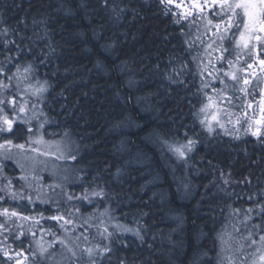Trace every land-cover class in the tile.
I'll list each match as a JSON object with an SVG mask.
<instances>
[{"label": "trees", "instance_id": "1", "mask_svg": "<svg viewBox=\"0 0 264 264\" xmlns=\"http://www.w3.org/2000/svg\"><path fill=\"white\" fill-rule=\"evenodd\" d=\"M113 7L122 10L118 19ZM5 27H19L30 37L26 43L32 52L22 63L30 61L36 69L31 82L47 81L51 87L37 103L43 128L35 122H14L7 135L8 153H34L31 145L39 134L41 140L60 144L67 156H54L52 169L75 172L63 183L56 173L42 172L39 163L24 171L18 154L6 159L0 151V189H5L0 192V211L19 213L10 219L0 216L5 224L0 228V264H86L79 241L87 236L93 245L108 243L97 234L104 227L116 233V239L102 264H118L121 258L127 264H228L223 257L235 254L248 263V239L241 237L264 232V225L252 227L261 223L259 207L248 213L252 219L246 227L240 221L264 190V124L259 136L252 135L250 119H239L248 124L228 126L213 136L202 130L197 112L213 86L198 69L206 42L203 28L201 32L195 25H181L159 0H110L107 5L105 0H0V30ZM170 57L176 67L177 57L187 66L185 84L179 88L165 79L171 72ZM0 61L16 72L3 55ZM204 80L207 88H202ZM15 85L13 79L8 95L18 105L24 100ZM250 109L242 106L241 114L254 117L258 108ZM17 112L7 106L11 120ZM185 133L196 141L186 164L164 143L186 144ZM9 180L12 185L6 188ZM96 184L106 196L83 201L85 187L90 192ZM69 195L74 197L70 201ZM105 209L111 219L101 215ZM234 209L238 211L230 215ZM59 215L72 223L62 228L63 220L50 219ZM108 220L139 229L144 242L118 232ZM225 226L234 239L224 234ZM55 235L74 248L79 261L60 243L49 241L47 236L53 240ZM42 240L48 245L43 254ZM240 261L235 264H246Z\"/></svg>", "mask_w": 264, "mask_h": 264}, {"label": "snow or ice", "instance_id": "2", "mask_svg": "<svg viewBox=\"0 0 264 264\" xmlns=\"http://www.w3.org/2000/svg\"><path fill=\"white\" fill-rule=\"evenodd\" d=\"M110 0H105V4H109ZM159 2L167 8L168 5L174 3V0H159ZM207 3V0H206ZM212 5L215 8H218V11H215L213 14L214 16H218L220 18L219 22L214 25L217 32L215 33L216 39L220 41V44L216 46V48L213 49V51H219L221 55L219 57H214L218 62L227 61L229 65V71H226L223 73V76L230 79L234 83L229 85L224 82L223 79H221V84L224 85L223 88H214L213 91L216 93V100L219 101H227L228 104H231L232 100L239 99V97H234L232 95H227L226 90L231 89L233 93L239 91L240 93H243L245 96L249 95V85L252 84L253 78L256 79V85L251 89L252 94L255 93L256 89H260V101L259 107H260V114H261V120L256 121L257 124L261 123V121H264V87H261L262 84H264V80L259 79L256 77L254 65H259L260 71L262 74H264V58H259V54L256 53V58L253 59L251 62H247L246 68H235L233 61L229 59L228 57L224 56L223 54L225 52H229L232 43L235 44L236 48H243L248 49V55H253V50L256 48V44L264 45V36L260 35L261 33H264V0H212ZM176 7H180L179 4L176 5ZM193 7H199L197 4H193ZM113 14L118 19L120 15L122 14L121 11H117L116 7L112 8ZM186 18V17H185ZM21 24H24V21L21 20ZM207 24L212 25L213 20L208 19ZM26 28V24H25ZM235 28V32H233V29ZM229 33L232 35V40L229 41ZM236 33H239V38L236 39ZM30 39V37L26 36L24 33H22L21 29L19 27L15 29H11L8 27L3 28L0 30V55L4 56V61H6L9 64H12V67H15L16 72H12L11 68L4 67L3 61H0V76H3V79L0 80V89H3L7 91L11 86L13 79L16 81V89H17V95L19 94V91L21 90L20 86L22 83L25 84V87L22 89L25 93L28 92L29 89L33 90V94L36 96L37 102H40L44 99L43 93L47 91L46 87L41 84L39 87H35L32 83V77L36 71L34 65L29 61L27 62V65L24 66L22 63L23 59L26 58L29 53L32 52V46L30 44H27L26 41ZM228 43H225V42ZM252 41H255L256 43H251ZM215 43V40L213 41ZM189 47H192V44L189 45ZM209 48L212 47V44L208 45ZM27 49L28 51H25ZM261 51H264V48L261 49ZM15 53V57L8 55V53ZM34 54V53H33ZM197 56H193L192 60L196 61ZM41 62H43V57L40 58ZM239 59V54H237V60ZM15 61V62H13ZM177 63L179 64V67H176L172 64V57H170V65H171V72L165 73V79L168 80V82L172 85H175L177 88L181 87L185 84V71H186V64L185 62L180 59L176 58ZM159 67V65H157ZM21 68H23V71H21ZM199 69V65H198ZM206 70V69H205ZM216 71H219L218 69ZM238 73H242L243 75H238ZM211 74V73H209ZM202 75V72H201ZM219 77H215L214 79H218ZM37 84H40V81H36ZM47 81H45V84ZM208 82H203L202 88H207ZM207 95V93H205ZM214 97L208 96L209 101H213ZM28 102L24 101L17 105L16 99L14 96L9 94L8 96H4L3 98H0V132H12L13 131V120L9 118L8 114H4L6 111V107L8 105H12V111L13 112H19L23 113L26 110ZM35 104L32 105L33 108H35ZM211 105H204L201 107L200 111L205 112ZM251 102H247V107H251ZM224 112L226 115H229V118L231 117V114L228 112L227 109H224ZM24 122H27L26 118H21ZM239 119V117L237 118ZM212 120L215 121L221 128H223V124L220 123V121L217 119L216 115L213 114ZM200 123L202 126H204L207 131L211 134L214 131V128L212 127V124L208 122L207 117L205 119H201ZM41 128H43V124L40 125ZM249 128H251V124H249ZM32 129L29 128V131ZM47 134V132H45ZM259 131L252 132V135L259 136ZM185 136L187 138L186 144H180L178 147L174 145H168L169 150L173 151L177 158L181 161H183L185 164L187 163V160L189 157H187V153H190L193 151V147L196 143L195 140H193L190 137H187V133H185ZM9 144L11 141H8ZM37 143H40V140L36 141ZM165 144H167V141H164ZM55 147L56 153L54 154L57 159H67V156L64 154L60 144L55 145H49V147ZM0 147H3L0 145ZM17 147L23 148V145H17ZM41 155H49L52 153H45L41 152ZM73 159H75V156H72ZM21 179H26V177H21ZM247 179V178H246ZM94 183V181H93ZM225 184L229 183V180L225 178L224 180ZM12 185V181L9 180L8 184L5 186L6 188H10ZM99 189V190H97ZM5 189H0V192L4 191ZM221 191H224L221 189ZM13 199L18 198V194L16 192L9 191L8 193ZM252 195H256L255 193ZM252 195L249 196V199L252 198ZM261 199L254 201V207L249 208L247 210V213L244 215V219L240 221L241 224L247 226V221L252 219L248 213H251L255 211V206L259 207V211L256 213L257 216L260 217L261 223L260 224H254L252 227L254 228H261L262 225H264V190L260 193ZM106 196L105 189L101 187L100 185L96 184L95 187L91 188V191L89 192L88 187H85L82 200L88 201L89 203H92L93 197H99L103 199ZM20 199H23V196H19ZM74 197L69 195L67 196V199L70 201ZM29 202H31V197H28ZM80 207H83V205L78 206L77 210H80ZM231 207V206H229ZM238 210H232L230 215L234 214ZM101 215H108L109 219L112 217L108 214V210L105 209V212ZM0 216H4L8 219L11 217H19V213L15 210L9 211L8 208H3L2 211H0ZM23 219L27 220L28 217L25 216ZM50 219L54 220H63L64 224L61 225L63 228L64 225L72 223L70 219H65L64 216H52ZM38 223V221H37ZM103 223V221H102ZM5 224L0 223V228H4ZM91 227V225H89ZM118 231L122 230L123 232H132L137 239H139L142 243L144 242V236L141 234L139 229H131L127 228L122 225H115L114 226ZM227 226H225L224 234H227L229 236V239H234L230 233L226 232ZM233 230L236 232H239V229L233 225ZM98 235H100L104 240H107L108 243L98 246V245H92L89 247H84L81 251V256L86 255L87 261L86 264H102V260L104 256L108 253H112L114 249L112 248V242L116 239V233L109 232L107 227H104L103 231L97 232ZM252 235L254 233H250L247 237H241V239H248L251 240L252 244H256L255 240H252ZM80 237H77L76 240L79 241ZM83 239L85 241H88V237L84 236ZM221 243H224L223 240V234L220 235ZM119 242V241H118ZM259 242L261 246V254L258 258L253 259L251 261V264H264V235H260ZM58 243L61 244L62 247H65L68 249L69 252H71L73 257H76V260L79 261L80 257L77 256L76 251L73 247H69L63 240L58 241ZM151 247V245H149ZM51 247V245H50ZM75 247H80L79 243L75 244ZM238 248L242 249L243 244L238 243ZM46 249H44L41 246V253L45 252ZM5 256H8L7 251L4 252ZM17 256L23 255V253L18 252L16 254ZM109 260H111V256H107ZM11 259V257H9ZM26 259V258H25ZM224 260L228 261V264H235V257L233 256H225L223 257ZM17 264H21V261H17ZM118 264H127V261L124 258H121L118 262Z\"/></svg>", "mask_w": 264, "mask_h": 264}, {"label": "rangeland", "instance_id": "3", "mask_svg": "<svg viewBox=\"0 0 264 264\" xmlns=\"http://www.w3.org/2000/svg\"><path fill=\"white\" fill-rule=\"evenodd\" d=\"M197 26L200 27V28H198ZM195 27L197 29H200L201 32H202L201 29L203 28L204 29L203 30V32H204L203 34L206 35V40H205L206 42H205L204 47H203V55H202L201 60L199 62V70H200V72H202V75H207L209 77L210 81L212 82L213 86L210 89L209 96L214 97L213 101H209L208 98H207L206 101L198 109L197 119H198L199 125L201 126L202 130L206 134H208L210 136H213L214 133H216V131H218V130L222 131V132L228 131V126L236 125L237 127H239V126H241L243 124H248L247 122H242L239 119H242V120H249L250 119L251 122H252V125H254L253 130L254 131H259L260 127H259V124L256 123V121H259V119L261 118L260 108H259V103H258L259 99L261 98L260 97V91L258 89H256L255 93L252 94L251 89H249V95L245 96L243 93H240L239 91L233 93L230 88L226 90V94L227 95H232L234 97H239V100L240 101L242 100V102H243L242 106L245 107L246 109L251 110L250 108L254 107V106H256L258 108L257 109L258 110L257 114L254 117H252V118H250L249 115H247L246 112H242V114H241V110L240 109L242 108V106L240 104H238V102L235 101L234 99L232 100L231 104H228V102L226 100L225 101L216 100L215 99L216 93L213 91V89L214 88L219 89V88H223L224 87V85L221 84V79H223L224 82L226 84H229V85L233 84L234 82L223 76L224 72L230 70L227 61L218 62L216 59H214V57H219L221 55V53L219 51H213V49L216 48V46L218 44H220V41L218 39H216V36H215V33L217 32L215 27L210 26V25H207L206 27H203L201 25H195ZM234 32H235V30H234ZM230 36H232V35H230ZM238 38H239V33H236V39H238ZM214 40H215V43H213ZM231 40H232V37L229 38V41H231ZM225 43H228V42L226 41ZM209 44H212L211 48L208 47ZM242 49L243 48H236L235 44L232 43V46H231L229 52H225L223 54L224 56L228 57L229 59H231L233 61V64H234L235 68H237L235 62H238V60L240 59V54L239 53H241ZM237 54H239V59L238 60H237ZM217 69L219 71H216ZM209 73H211V74H209ZM215 77H219V78L218 79H214ZM204 81L208 82V80H204ZM31 83L35 87H39L41 84H43L46 87L47 91L43 93V97L50 92L51 87H50V84L48 82L45 84V81H40V84H37L36 81H32ZM24 87H25V84H21V86H20L21 90L19 91L18 95L24 101H27L28 104H27L25 112H23V113L17 112L15 114H13V117H12L13 123L14 122H18V123H23V124H30V123L32 124V122H35L36 124H41V122L39 120H37V119L42 116L41 115L42 112H41V109L38 107L37 103H40L42 100L40 102H37L36 96L33 94V90L29 89L28 92L25 93L22 90ZM30 97H32V98H30ZM233 102H235L234 107L237 109L236 112H234L235 108L234 109L232 108ZM247 102H251L252 106L250 108L247 107ZM20 103H22V102H20ZM33 104L36 105L35 108L32 107ZM209 104L211 106L205 112H201L200 111L201 107H203L204 105H209ZM9 106H12V105H8V109H9ZM224 109H227L228 112L231 114L230 118H229V115L225 114ZM213 114H215L217 119L220 121V123L223 124V128H221L215 121L212 120ZM233 115L238 116L239 119L233 120L232 119ZM22 117L26 118L27 122H24L21 119ZM205 117H207L208 122H210L212 124V127L214 128V131L211 134L200 123V120L201 119H205ZM234 118H236V117H234ZM38 136H39V134L35 135V137H34L35 143H32V145H31L32 148H34V151H35L34 153H32V152H30V153H28V152L18 153L17 150L10 149V151H9L10 154H9L8 153V148H6V150H4V154H3L4 158L7 159L9 156H13V155L15 157L18 154L16 158H18L19 165L24 171H28V172L31 171L33 162H35V164L39 163V165L41 166L42 172H45V171L50 172L51 171V173H56V176H57L58 179H60L63 183H67V182H64V181L66 179H68L71 175H73L75 171H73L71 169L63 168V167H60V166L59 167L58 166H56V167L54 166V168L52 169L51 159H55L54 158V156H55L54 154L56 153V148L54 146L50 148L49 145L50 144L51 145H55L56 143L53 142V141L41 140V139H39ZM37 140H40V143H37L36 142ZM180 144H182V143H169V142H167V144H165V146L169 150L168 145H174V146L178 147ZM23 147H24V145H23ZM21 149H23V148H20V150ZM41 152L52 153V154L41 155L40 154ZM63 152L65 154V151H63ZM171 153L176 155L173 151H171ZM188 154L189 153H187V155ZM11 159H13V158H9V160H11ZM54 165H55V163H54ZM34 170H35L34 172H37L39 170V168L35 165ZM109 221L110 220H108V225L112 226L114 229H116L114 226L117 225V224L125 226L127 228L134 229L133 227L124 225V224H122L120 222H109ZM118 232L123 233V234H127V235H134L132 232H123L122 230H120ZM260 235H264V232L262 234H257L256 236H254L252 238V240L256 241V244H252L251 240H248L247 248L250 247L249 248L250 249V254H249V258H248V263H247L245 257H241L238 254H235V263L237 262V260H241L240 262H245L246 261V264H251V261L253 259H256V258L259 257V255L261 254V246H260V242H259ZM47 237L49 238L50 242H58V241H60V238L58 236H56V235L54 236L53 240H52V237H49V236H47ZM66 238L68 240V237H66ZM82 239L83 238H81L80 241H79V242L83 243L82 244L83 245L82 249L84 247H89V246L93 245V244L89 243L88 241H85V240H82ZM65 243L67 244V241H65ZM41 246L44 249H46V250L48 249L47 242L44 241V240L41 241ZM37 247H39V246L37 245ZM40 251H41V248H40ZM84 257H85V259L87 261V256L84 255Z\"/></svg>", "mask_w": 264, "mask_h": 264}, {"label": "flooded vegetation", "instance_id": "4", "mask_svg": "<svg viewBox=\"0 0 264 264\" xmlns=\"http://www.w3.org/2000/svg\"><path fill=\"white\" fill-rule=\"evenodd\" d=\"M179 4L180 7H176V5ZM193 4L199 5V7H193ZM167 11L171 12L173 15L177 17L178 20H180L181 25H201L203 27H206L207 20L212 19L213 24L210 26H213L219 22L220 18L218 16H214V12L218 11V8L213 7L212 0H174V3L170 4L165 7V5L161 4ZM186 17V18H185ZM216 29V28H215ZM235 28L233 29L234 32ZM229 38L231 33L228 34ZM260 35L264 36V33H261ZM251 43H256L255 41H252ZM264 48V45L256 44V48L253 50V55H248V49H242L240 54V59L238 62H235L237 68L244 67L246 68L247 62H251L253 59L256 58V53L259 54V58H264V51H261V49ZM256 77L259 79L264 80V74L261 73L259 65H254ZM238 75H243L242 73H238ZM3 79V76H0V80ZM256 85V79L253 78L252 84L249 85V89H252ZM261 87H264V84L261 85ZM259 91L260 89L257 88ZM4 96H8V90L5 91L3 89H0V97L3 98ZM261 99V98H260ZM259 99V101H260ZM260 108V107H259ZM7 109V107H6ZM4 114H8L7 110ZM261 120V119H260ZM259 120V121H260ZM264 121H261L259 125L261 127L263 126ZM7 135L8 132H0V145L3 147H0V151L3 152L7 148Z\"/></svg>", "mask_w": 264, "mask_h": 264}]
</instances>
